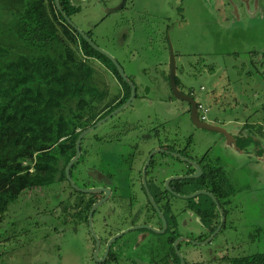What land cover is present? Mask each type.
Listing matches in <instances>:
<instances>
[{
    "label": "rangeland",
    "instance_id": "rangeland-1",
    "mask_svg": "<svg viewBox=\"0 0 264 264\" xmlns=\"http://www.w3.org/2000/svg\"><path fill=\"white\" fill-rule=\"evenodd\" d=\"M119 3L74 0L80 12L71 18L80 31L92 32L93 43L114 57L134 80L138 93H146L119 116L139 121L143 127L133 138L151 135L153 141L152 133L159 134L161 140L169 136L176 140L177 151L185 150L195 161H210L225 175L224 180L223 176L212 179L213 188L220 186L222 194H235L234 231L226 229L203 246L182 245L185 260L202 261V254L221 240L238 245L240 257L264 252V135L257 133L258 127L264 126V0H127L120 10L105 13ZM5 5L1 0L0 20L6 17ZM169 44L175 54L178 89L203 104L208 111L206 122L220 125L234 136L251 132L259 139L261 151L238 150L221 134L191 123L188 105L170 91ZM108 76V85L118 87ZM101 125L92 133L108 129ZM182 161H177V169L186 165ZM62 187L60 193L56 184L26 190L9 206L0 223V264H107L94 257L87 227L76 229L71 224L63 231L62 208H55L54 201L69 195L66 186ZM175 202L176 209L186 204L182 199ZM148 206L145 212L153 214ZM190 222L192 240L201 242L198 218ZM158 237L154 235V242ZM154 245L142 252L155 250ZM128 250L130 257L143 256L138 249ZM97 258H101L99 254Z\"/></svg>",
    "mask_w": 264,
    "mask_h": 264
},
{
    "label": "trees",
    "instance_id": "trees-1",
    "mask_svg": "<svg viewBox=\"0 0 264 264\" xmlns=\"http://www.w3.org/2000/svg\"><path fill=\"white\" fill-rule=\"evenodd\" d=\"M3 2L6 17L0 20V223L24 191L56 184L60 193L64 184L69 195L54 201L55 208H62L65 231L71 224L75 228L78 215L86 222L90 207L89 202H81L76 214V196L84 195L71 188L65 176V167L75 155L77 137L107 114L104 110L110 86L106 75L125 90L124 101L130 88L109 59L94 50L64 19L63 15L71 20L80 12L74 0H58L62 14L54 0ZM84 34L92 39L91 31ZM179 82L175 77L177 87ZM257 133L264 135L261 125ZM249 141L252 140L242 139L237 147L243 150ZM257 146L256 150L261 151ZM198 165L202 175L191 180L194 189L213 187L212 179L222 176L219 168L205 158ZM75 168L74 163L70 169L72 179ZM205 201L211 200L200 195L201 206ZM207 212L203 208L195 211L203 224ZM207 225L211 233L217 222ZM236 264H264V252L241 256Z\"/></svg>",
    "mask_w": 264,
    "mask_h": 264
},
{
    "label": "flooded vegetation",
    "instance_id": "flooded-vegetation-1",
    "mask_svg": "<svg viewBox=\"0 0 264 264\" xmlns=\"http://www.w3.org/2000/svg\"><path fill=\"white\" fill-rule=\"evenodd\" d=\"M127 77L129 78L130 76ZM131 79L130 77L129 80L135 86L133 100L136 98L143 100L146 93L139 94L138 86ZM142 89H147V92L149 90V88ZM109 91L108 106L104 110L107 114L97 122L127 102L131 94L130 90L129 97L124 101L125 90L121 86L110 87ZM182 94L191 97L185 92ZM185 103L188 105L186 113L190 116V105L186 101ZM124 109L104 123L108 126V129L102 134L92 133L95 128L91 131L90 136L86 135L82 138L79 157L75 162L76 168L73 173V182L78 188L103 189L107 192V194L104 192H92L85 195V193L76 191L86 197L83 199L81 196H76V204L78 205L75 210L76 214L80 212L79 204L81 202L82 204L89 202L90 207L87 212L86 222L83 219H79V215L75 217V228L83 229L87 227L92 241V252L94 253L98 241L97 254L101 257L99 259L101 263L178 264L176 262V258H178L179 264H181L177 254L180 253L184 264H236V260L240 258L239 246L235 243L231 245L224 240L217 243L213 249L202 254V261L200 262H187L183 252H181L182 245H193L191 236L193 231L190 222L193 217L199 220L201 228L199 235L203 237L202 240H199L201 242L208 240L216 230V234L207 244L212 243L215 237L221 232L224 233L226 229L228 232L234 231L233 222L235 220L233 214H235V207L232 206V198L235 194H222L223 189L220 186L215 189L212 186H202L201 189H194V185L191 182L192 179L187 177L192 175L194 170L179 157L195 160L188 156L185 150L177 151L176 140L169 138V136L166 138L164 136V139L161 140L157 138L159 134L157 136L152 133L156 138H153V141H150L151 135H143L141 140L133 138V136H137L133 135L134 132H141L143 127L139 125V121L133 123L127 118L120 117L119 114ZM104 112L102 113L104 114ZM197 115L199 116L198 110ZM135 126L139 127V130L135 131ZM232 137L238 150L240 149L237 144L242 139L252 140L249 141L246 147L247 151L250 150V153L251 149L256 150V144L260 148L259 139L252 135L251 132L247 136L232 135ZM224 141H226L225 138ZM229 146L234 145L230 143ZM178 160L185 162L186 165L177 169ZM199 161H201V158L195 162L198 164ZM177 176L183 178L177 180L175 179ZM222 176V180H224L225 175L222 174ZM201 190L212 194L215 199L214 201L210 198L211 201H208L207 205L205 202L203 203V210H208L203 217L204 224L195 213V211L200 209L202 202L196 197L193 198V202L189 201L191 199H185V197ZM176 199L186 200V204L182 208L176 209L175 205H178L175 202ZM94 205H97V207L92 213L91 225L96 240L89 231V212ZM147 206L151 208L153 214L145 212L144 207ZM155 207L158 208L164 217L166 223L164 230L162 218ZM152 222H155L156 225ZM212 222H217V225L209 233L207 224ZM150 228L157 232L149 230ZM182 228L187 230V232H179ZM189 232L190 235L187 234ZM120 234L122 235L114 239ZM154 235H159L155 242ZM109 242L111 243L109 244ZM174 243H176V246H174ZM153 244H155V250L152 248L148 253L142 252L145 249L144 247L152 246ZM130 248L138 249L143 256L134 255L130 257V251L128 250ZM104 254H106L105 259H103Z\"/></svg>",
    "mask_w": 264,
    "mask_h": 264
},
{
    "label": "water",
    "instance_id": "water-1",
    "mask_svg": "<svg viewBox=\"0 0 264 264\" xmlns=\"http://www.w3.org/2000/svg\"><path fill=\"white\" fill-rule=\"evenodd\" d=\"M125 1L126 0H121V2L117 5V6H113L111 8H107L105 10V13L108 14V13H114L116 12L117 10H120L121 8L124 7L125 5ZM54 4L56 6V8L60 11V13L62 14V11L60 10V7H59V4H58V0H54ZM64 19L66 20V22L70 25V27H72L75 31H77L79 33L80 36L83 37V39L94 49L96 50L97 52H99L100 54L104 55L106 58L109 59V61L113 64V66L115 67V69L117 70L119 76L124 80V82H126L128 84V86L130 87V90H131V94H130V97L129 99L127 100V102H125L122 106H120L118 109L114 110L112 113H110L109 115H107L106 117H104L102 120H100L99 122H97L96 124H94L93 126L87 128L86 130L82 131L79 136L77 137V140H76V143H75V155L73 158H71L69 160V162L67 163L66 167H65V176H66V180L67 182L69 183V185L71 186V188H73L75 191H78V192H81V193H85V194H89V193H92V192H98V193H106V190H103V189H97V190H93V189H80L78 188L71 176H70V169L71 167L73 166V164L77 161L78 157H79V153H80V142L82 140V138L84 136H86L88 133H90L92 130H94L97 126L105 123L107 120H109L111 117H113L114 115H116L117 113H119L122 109H124L126 106H128L130 104V102L133 100L134 98V95H135V86L134 84L129 80V78L126 76V74L123 72V69L121 68V66L118 64V62L114 59V57L112 55H110L109 53H107L105 50L99 48L96 44H94L82 31H80L72 22L70 19H68L67 17H65L63 15ZM168 66H169V76H168V80H169V87H170V91L172 93V96L175 98V99H178L180 101H186L188 102V104L190 105V116H189V119L191 121V123L198 129H204V130H207V131H211V132H216V133H219L223 136V138H225L226 142L228 144L232 143L234 146L235 145V141L232 137V135H230L224 128L220 127V126H217V125H213L209 122H206V121H201L199 119V116L197 115V106H196V101L191 98V97H188V96H185L183 95L180 90L178 89L176 83H175V77H176V64H175V54L173 52V49L172 47L170 46L169 44V61H168ZM179 157V156H178ZM179 159L187 162L194 170L193 174L192 175H189L187 176L188 178H191V179H197L199 178L201 175H202V170H201V167L195 162V161H192V160H188L186 158H181L179 157ZM183 177H180V176H177L175 179L177 180H181ZM199 195H206L208 196L209 198H211L212 200L215 201L214 197L212 194L204 191V190H201V191H197L195 193H193L192 195H189L186 198H194V197H197ZM152 201V200H151ZM155 206V205H154ZM97 207V205H94L91 209H90V212H89V231L91 233V235L93 236V238L96 240V237L94 235V232H93V229H92V225H91V219H92V213L94 211V209ZM155 209L157 210L159 216L162 218V222H163V230L165 229L166 227V223H165V220H164V217L163 215L161 214V212L158 210L157 207H155ZM149 228V227H147ZM149 230H152L151 228ZM162 230V231H163ZM153 232H157L156 230H152ZM217 230L209 237L208 240L204 241V242H196V241H192V244L193 245H196V246H203V245H206L212 238L213 236L216 234ZM122 234L116 236L114 239L118 238L119 236H121ZM111 242H109L110 244ZM174 246H176V243H174ZM98 241H97V244L95 246V250H94V257L99 261L101 262V260H99L97 258V253H98ZM179 258H180V263L181 264H184V261L180 255V253H177ZM106 257V254H104L103 256V259H105ZM141 264H144V263H141Z\"/></svg>",
    "mask_w": 264,
    "mask_h": 264
},
{
    "label": "built area",
    "instance_id": "built-area-1",
    "mask_svg": "<svg viewBox=\"0 0 264 264\" xmlns=\"http://www.w3.org/2000/svg\"><path fill=\"white\" fill-rule=\"evenodd\" d=\"M205 107L203 106V104L201 103H197V110L199 112V119L201 121H206V114H207V110L204 109Z\"/></svg>",
    "mask_w": 264,
    "mask_h": 264
},
{
    "label": "crops",
    "instance_id": "crops-1",
    "mask_svg": "<svg viewBox=\"0 0 264 264\" xmlns=\"http://www.w3.org/2000/svg\"><path fill=\"white\" fill-rule=\"evenodd\" d=\"M262 126V125H261ZM264 127V126H263Z\"/></svg>",
    "mask_w": 264,
    "mask_h": 264
}]
</instances>
